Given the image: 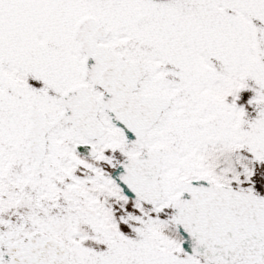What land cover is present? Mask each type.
<instances>
[{
	"label": "snow or ice",
	"instance_id": "6c2138e0",
	"mask_svg": "<svg viewBox=\"0 0 264 264\" xmlns=\"http://www.w3.org/2000/svg\"><path fill=\"white\" fill-rule=\"evenodd\" d=\"M0 264H264V0H0Z\"/></svg>",
	"mask_w": 264,
	"mask_h": 264
}]
</instances>
